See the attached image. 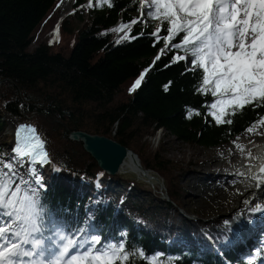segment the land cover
Returning <instances> with one entry per match:
<instances>
[{"label":"trees","instance_id":"1","mask_svg":"<svg viewBox=\"0 0 264 264\" xmlns=\"http://www.w3.org/2000/svg\"><path fill=\"white\" fill-rule=\"evenodd\" d=\"M61 1L0 0V144L7 115L45 138L50 163L42 170L51 181L42 177V200L52 219L68 234L86 228L104 241L123 239L129 249L143 250L147 257L159 254L172 264H248L264 250V208H247L254 234L242 240L232 231H210L209 239L201 225L177 221L174 203L185 195L183 185L162 147L154 148L146 138L165 130L188 144L215 147L247 132L264 116V107H246L231 117L232 124H216L208 114L215 98L196 91L197 74L186 70L188 61L171 63V49L130 92L164 47L150 34L159 22L142 15L146 9L137 0H111V7L91 0L87 18L79 13L60 20ZM87 1L76 0L75 7ZM133 19L142 20L130 25L136 38L117 43L113 29ZM193 111L200 115L189 116ZM78 129L130 147L164 182L172 200L137 179L108 174L81 141L70 139L69 131ZM112 184L125 194L115 193ZM239 248L248 250L239 256ZM134 264L149 261L137 256Z\"/></svg>","mask_w":264,"mask_h":264},{"label":"snow or ice","instance_id":"2","mask_svg":"<svg viewBox=\"0 0 264 264\" xmlns=\"http://www.w3.org/2000/svg\"><path fill=\"white\" fill-rule=\"evenodd\" d=\"M97 3L111 7V0ZM137 3L146 9L142 15L159 22L150 34L164 47L153 65L140 73L130 92L141 86L155 62L171 49V63L188 61L186 70L197 74L196 91L215 98L208 105V114L216 124H232L231 117L246 107H264V0ZM139 22L142 20L133 19L113 29L123 33L116 42L135 39L130 25ZM261 125L264 116L246 131L256 132ZM15 138L12 155L0 156V264H134L137 256L148 259L149 264H172L171 260H161L159 254L147 257L143 250L129 249L123 239L104 241L86 228L77 229L79 235L68 234L52 219L42 200L46 185L36 165L49 163L45 142L34 127L26 124L19 125ZM254 179L257 187L264 186V167ZM256 207L258 210L261 206ZM248 264H264V250L257 251Z\"/></svg>","mask_w":264,"mask_h":264},{"label":"rangeland","instance_id":"3","mask_svg":"<svg viewBox=\"0 0 264 264\" xmlns=\"http://www.w3.org/2000/svg\"><path fill=\"white\" fill-rule=\"evenodd\" d=\"M89 3L90 0L83 6L76 8V0H71L70 5L67 8L62 9L63 6L61 1L57 8L60 20L64 19L68 15L78 17L79 13H83V17L87 18L89 10L93 6L92 4L90 7ZM120 23L117 26H119ZM58 25L59 23L55 27V30ZM122 35L123 33L117 32L115 40L117 41L120 39ZM6 120L9 127L4 134L3 143L0 144L2 157L12 155L11 153L15 143L14 131L17 130L19 125L23 124L20 120L10 115L6 116ZM260 130L261 126L257 128L256 132L250 133L247 131L235 136L231 141L219 144L215 147L188 144L174 135L165 133V130H160L153 136H147V142L154 148L157 146L162 147V154L175 164L177 169L176 173L179 175L180 182L183 185L185 195H183L179 200H175L174 203L177 210V221L183 222L184 218L201 225L203 227L201 228L202 232L209 239L210 231H227L228 233L232 231L235 232L238 238H247L248 234L254 230L252 221H250L246 215L247 208L256 207L257 205L261 206L260 209L264 208L263 196H258L260 198L259 200L253 198V195L256 193V191L254 192V189L257 187L256 179L251 180L245 172V170H247L250 166L257 163V160H255V154L259 152V148L255 150V147L258 142L264 141V135H262L258 140ZM243 134H246L245 136H247L245 142L241 140V136ZM45 144L47 143L45 142ZM237 144H240L242 148H238L236 146ZM241 159L245 160L246 163L239 169L241 172H236V174H244L245 177H240L237 183L233 180H224L223 182L220 181V185H232V189H230V187L229 189H222L219 187V184H215L213 177L210 175H235V169L233 166ZM250 159H253L254 162L248 165L247 161ZM191 160L194 161L193 164L196 163V167L204 170L205 174L201 177H197L191 172H186V170L191 166ZM201 160H208V164H206V161L200 162ZM211 160H216V163L211 164ZM51 167L55 168V163H51ZM36 168L44 180L51 181V177L44 174L41 166H37ZM119 174L129 179H137L138 182L147 190L155 191L158 189L156 192L163 193L162 195L165 199L169 201L172 200L170 195L167 193L164 182L158 175L151 172V170H149L150 177H145L139 173H132L129 167L125 168L124 172ZM257 176V174L254 175V177ZM193 181L196 182L194 183V191L201 194L200 201H194L189 198V193L193 191L191 190L190 183ZM43 182L45 183V181ZM111 186L116 190L115 193L125 194L124 190L118 189V187L113 184ZM241 194L243 196H241ZM242 197L244 199H241ZM216 219H218V221ZM236 219H243L247 226L242 223L238 225L240 227L238 230H234L232 227H229L228 223H225V221L230 222L231 220ZM250 229L252 230L250 231ZM185 239L186 237L184 240ZM210 241L211 243H214L212 240ZM214 248L216 247L214 246ZM217 251L220 253L219 249H217Z\"/></svg>","mask_w":264,"mask_h":264},{"label":"water","instance_id":"4","mask_svg":"<svg viewBox=\"0 0 264 264\" xmlns=\"http://www.w3.org/2000/svg\"><path fill=\"white\" fill-rule=\"evenodd\" d=\"M69 137L74 141H81L85 150L97 161L98 165L110 175L119 174L126 158L130 156L135 164L136 171L145 177H150L149 170L145 169L138 155L128 146L122 144L106 135L90 133L86 130H70ZM264 167V162L257 169L260 175V168Z\"/></svg>","mask_w":264,"mask_h":264},{"label":"bare ground","instance_id":"5","mask_svg":"<svg viewBox=\"0 0 264 264\" xmlns=\"http://www.w3.org/2000/svg\"><path fill=\"white\" fill-rule=\"evenodd\" d=\"M70 3H71V0H62V9H64V8H67L69 5H70ZM15 133H16V131H14V136H15ZM246 134H243L242 136H241V140L243 141V142H245V140L247 139V136H245ZM262 135H264V125H261V130H260V135L258 136V140L261 138V136ZM16 139V138H15ZM259 152L260 153H263L264 154V147L261 149V150H259ZM254 159V158H253ZM253 159H250V160H248L247 161V164L248 165H250L252 162H254V160ZM204 161H206V164H208V160H201L200 162H204ZM193 160H191L190 161V167L186 170V172H191V173H193L195 176H197V177H201L203 174H205V171L204 170H201V169H199L198 167H196V163H194L193 164ZM262 162H264V156L263 157H261V158H259L258 160H257V163L256 164H254L253 166H250L247 170H245V172H246V174L249 176V178L251 179V180H253L254 179V175L257 173V169H258V167H259V165L262 163ZM212 163H216V160H211V164ZM245 163H246V161L245 160H243V159H241L240 161H238L234 166H233V168L235 169V175H228V174H225V175H219V174H212V175H210V176H212L213 177V181L215 182V184H219V183H221V182H223L224 180H227V181H231V180H233L235 183H237L238 181H239V179H240V177H245L244 176V174H239V175H237L236 174V172H241L239 169L241 168V167H243L244 165H245ZM135 164H133L132 163V160H131V158H130V156L128 157V158H126V160H125V162H124V164L122 165V167H121V169H120V172L119 173H121V172H124V170H125V168H127V167H132V168H134V170H131V172L132 173H137V172H139L138 170L136 171V165L134 166ZM189 179V178H188ZM221 181V182H220ZM194 183H196V182H191L190 183V187H191V190H193V191H191L190 193H189V198H191L192 200H194V201H200V196H201V194L200 193H198V192H195L194 191ZM182 184V183H181ZM219 187H221L222 189H229V187H230V189H232V185H220L219 184ZM256 191V193L253 195V198H255V199H257V200H259L260 198L258 197V196H263L264 197V186H261V187H256V189H254V192ZM241 196H243L242 194H241ZM241 199H244L243 197L241 198ZM262 199V198H261ZM263 200V199H262ZM220 218V217H219ZM217 221H218V219H216ZM242 221H238V222H236V226L238 225V224H240V223H242L243 222V224H245L246 225V223L243 221V219H241ZM247 226V225H246ZM230 227V226H229Z\"/></svg>","mask_w":264,"mask_h":264}]
</instances>
